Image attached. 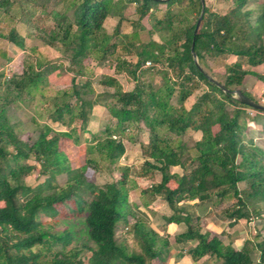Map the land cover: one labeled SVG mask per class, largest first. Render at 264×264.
Listing matches in <instances>:
<instances>
[{
	"label": "trees",
	"instance_id": "trees-1",
	"mask_svg": "<svg viewBox=\"0 0 264 264\" xmlns=\"http://www.w3.org/2000/svg\"><path fill=\"white\" fill-rule=\"evenodd\" d=\"M134 1L138 20L150 17L157 39L145 43L116 40L120 20L126 19L122 12L125 0H77L70 15L54 12L55 26L39 36L62 51L70 71L79 72L88 65L92 53L101 61L111 60L118 46L136 57L132 63L114 56L134 80L129 90L109 74L100 79V92L87 89L89 81L79 85L71 77L76 103L57 104L52 116L62 121L67 115V130L45 125L17 133L8 116L12 103L41 88L61 65L22 64L9 78L0 71V264H167L169 234H160L129 204L130 168L119 167L125 152L122 142L108 134L91 147L99 156L89 157L82 147L75 151L78 135L86 130L96 105L108 109L118 132L131 126L147 132V140L141 143L143 162L136 173L152 178L142 191L163 199L172 211L154 214L165 227H173V241L196 242L188 250L194 262L213 256L218 264H264V220L251 239L236 247L208 231L193 209L198 202L231 198L234 203L219 210L229 219L228 227L253 216L264 219V145L251 132L254 128L264 136V111L216 86L192 54L193 49L208 74L224 76L220 81L224 87L239 89L257 100L246 83L254 78L264 86V0L251 5L252 0H226L230 8L221 14L204 6L198 27L201 0H189L192 8L196 2L199 5L192 24L186 23L182 12L184 0ZM160 4L166 6L162 18L154 14ZM116 14L120 20L114 34L102 32L105 19ZM132 37H137L135 31ZM0 39L25 50V40L15 29L0 32ZM224 55L236 60L216 68L207 64L208 58ZM162 58L166 63L164 86L146 89L138 69L146 61L155 64ZM176 89L179 94L173 103ZM162 128L178 139L162 137ZM187 130L196 136L192 148L180 138ZM31 157L37 165L22 163ZM100 160L107 162L111 176L103 185L93 180ZM155 173L160 174L158 181L153 178ZM60 175L65 176L63 183L58 180ZM180 224L185 227L176 230ZM131 232L134 242L126 235Z\"/></svg>",
	"mask_w": 264,
	"mask_h": 264
},
{
	"label": "rangeland",
	"instance_id": "rangeland-1",
	"mask_svg": "<svg viewBox=\"0 0 264 264\" xmlns=\"http://www.w3.org/2000/svg\"><path fill=\"white\" fill-rule=\"evenodd\" d=\"M75 1L77 0H8V2L2 1L3 3L0 4V32L9 33L12 29H15L17 34L25 40V50H22L11 42L0 39V71L5 73L6 78H9L13 73H17L22 64L27 65L29 63L40 62L42 68L49 64L62 66L61 69L52 71L49 76L46 77V81L41 85V88L24 94V99L12 103L8 108L9 121L17 133L34 131L45 125L60 131L69 128L66 123L68 121L67 115L62 121L54 120L52 116L55 114L57 104L66 101L71 105H75L76 98L73 95L74 88L71 82V77L73 76L79 85L89 81L90 86L87 87V89H91L94 92H100L103 89L100 84V79L108 74L115 76L123 89L129 90L134 86V80L131 75H128L127 71L121 70V65L117 63L114 56L120 55L122 58L132 63L136 61V57L128 55L121 46H118L116 54L111 57V60L107 58L101 61L98 55L92 53V60L88 65L81 67L78 72L77 70H68L69 62L63 57L62 51L48 45L39 38V36L50 33L55 26L57 21L53 13L67 12L70 15ZM116 1L117 0H114V2ZM256 1L257 0H252L248 5L254 4ZM188 3L189 0H184L181 9L183 14L188 18L186 23L192 24L197 17L196 12L199 5L196 2L194 8H192ZM204 4L212 11L220 14L225 13L230 8V3L226 0H204ZM125 5L122 12L126 16V19L120 20L119 14L108 16L105 19L102 32L114 34L115 27L120 20L119 35H117L118 37L116 40L122 42L145 43L152 39H157V33H152L151 30L152 20L150 17L147 16L142 20H138V14L135 10L136 2L134 0H125ZM165 12L166 6L160 4L157 6L154 14L158 18H162ZM133 31L137 34L136 38L132 37ZM232 60H236V57L224 55L217 58H208L207 64L212 68H216L222 67ZM165 69L166 63L162 58L160 62L155 64L152 62L150 65L146 63L143 64L141 68L138 69L137 73L141 75V82H143L146 89H148L150 85L154 88H162L165 81L163 76ZM202 69L204 70L203 67ZM212 76L219 81L224 80V76L219 73H214ZM246 85L254 94V87L258 85V83L254 78H250ZM64 91L68 92L67 96L64 95ZM178 94L179 91L176 89L173 93V103L176 102ZM255 96L257 97V95ZM251 132L256 141L264 145V136H260L254 128H252ZM108 134H111L117 141H121L125 148L124 154L119 159V167L124 165L130 168L127 179L129 186L128 200L131 208L140 212L141 215L144 214L148 224L154 226L157 231L162 234V231L160 232L155 225L157 218L154 212L158 210L164 214H171L172 211L168 208L163 199L151 197V195L143 193V186L149 184L152 176H140L136 173L143 162L141 156V143L147 140L146 131L138 130L136 127L131 126L125 132H118L116 119L110 115L108 109L103 105H96L86 130L80 132L78 135V143L74 145L75 151L77 152V150L82 147L88 151L89 157L91 155L99 156V153L93 151L91 147L96 145L99 141H103ZM160 134L164 138L173 139L174 142L178 139L176 134L165 128L160 130ZM180 138L188 144V147L192 148L196 136L193 131L187 130ZM192 153L194 152L192 151ZM22 163L38 164L35 163L32 157L23 160ZM94 168L96 171L93 175V180L97 184L103 185L111 179L107 162L100 160ZM118 169L120 170V168ZM153 178L155 181H158L160 179V174L155 173ZM29 179L30 182L35 181L33 177H29ZM58 180L60 183H63L65 176H58ZM234 201V199L228 198L211 203V208L207 214L200 215V223L203 224L208 231H217L219 235H215L224 238V233L227 232L224 226L229 223V219L221 215L219 210L231 206ZM194 202L195 201H192L191 203L193 204ZM200 203L198 202L196 204L197 206L193 205L196 206V210H198ZM262 204L264 210V203ZM257 220L263 221L264 219L261 216H253L249 221L242 219L237 223L242 226H247L250 228L249 230L255 232L254 226ZM222 224H224V226H222ZM180 226L183 227L184 224H180ZM118 231L122 233L124 228L120 226ZM221 231L223 232L221 233ZM165 233L163 234L166 235ZM167 234L172 237L170 232ZM126 235L128 240L134 242L132 240V232L126 233Z\"/></svg>",
	"mask_w": 264,
	"mask_h": 264
},
{
	"label": "crops",
	"instance_id": "crops-1",
	"mask_svg": "<svg viewBox=\"0 0 264 264\" xmlns=\"http://www.w3.org/2000/svg\"><path fill=\"white\" fill-rule=\"evenodd\" d=\"M233 61H235V60H232L231 62H233ZM231 62H227V63H231ZM262 87H263V85H261V84L255 85L254 94L259 96V93L261 92ZM196 206H194L193 209L200 215L207 214V212L211 208L210 203L204 204V202H201L199 204L198 210H196ZM262 223H263L262 220L261 221L257 220V222L255 223V226H254L255 232L257 230V227L259 228L262 225ZM227 224H225V226H224V224H222V226L225 227L224 229L227 232L224 233L225 234L224 238L218 236L220 239L230 240L234 246L239 247L243 244V242L246 239L252 238L254 232L249 230L250 228H248L247 226H242L241 224L236 223L231 228H228ZM155 225L159 229L160 232L162 231L161 232L162 234L166 232L165 233L166 235H168L167 233L173 229V227L171 225H168L165 227L164 224L158 220L155 221ZM183 227L180 225H177L176 230H182ZM224 229H223V231H224ZM223 231H221V233ZM212 232L214 234H217V231L212 230ZM217 235H219V234H217ZM168 238L170 239V241H169L170 256L167 260V264H218V261L213 256L204 257L203 259H201L197 262H194L188 254V250L193 248L195 243H196L194 240H188L185 243H178V242H175L172 240L171 235L170 236L168 235Z\"/></svg>",
	"mask_w": 264,
	"mask_h": 264
},
{
	"label": "water",
	"instance_id": "water-1",
	"mask_svg": "<svg viewBox=\"0 0 264 264\" xmlns=\"http://www.w3.org/2000/svg\"><path fill=\"white\" fill-rule=\"evenodd\" d=\"M157 1H165V0H157ZM201 11H200V14H199V17H198V20H197V23H196V27H198L199 25V22L201 20V17L204 13V0H201ZM192 54H193V59L195 61V64L198 66V68L206 75V77L211 81L213 82L216 86H218L219 88H221L224 92H232V96L238 100L239 102L241 103H244L254 109H257V110H262L264 111V104L260 103L258 100L256 99H253V98H250L248 96H246L242 91H240L239 89H234V90H229L228 88L224 87L223 84L217 79L215 78L214 76L206 73L202 67L200 66V64L198 63V60H197V55L196 53L193 51L192 49Z\"/></svg>",
	"mask_w": 264,
	"mask_h": 264
},
{
	"label": "built area",
	"instance_id": "built-area-1",
	"mask_svg": "<svg viewBox=\"0 0 264 264\" xmlns=\"http://www.w3.org/2000/svg\"><path fill=\"white\" fill-rule=\"evenodd\" d=\"M146 64H149L150 65L151 64V61H146ZM257 100L260 103L264 104V86L262 87L261 92L259 93V96H257ZM248 113L251 114L252 113V110L250 109Z\"/></svg>",
	"mask_w": 264,
	"mask_h": 264
}]
</instances>
